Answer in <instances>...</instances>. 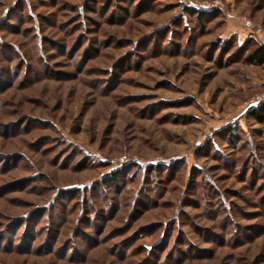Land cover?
<instances>
[{"label": "rangeland", "instance_id": "rangeland-1", "mask_svg": "<svg viewBox=\"0 0 264 264\" xmlns=\"http://www.w3.org/2000/svg\"><path fill=\"white\" fill-rule=\"evenodd\" d=\"M248 40L264 0H0V264H264Z\"/></svg>", "mask_w": 264, "mask_h": 264}, {"label": "trees", "instance_id": "trees-1", "mask_svg": "<svg viewBox=\"0 0 264 264\" xmlns=\"http://www.w3.org/2000/svg\"><path fill=\"white\" fill-rule=\"evenodd\" d=\"M204 11L205 10H201V9L197 10V12L199 13V16H202ZM240 48L248 51L247 56H246V60L249 63L259 64V65L264 64V44H261L259 42L254 43V41L248 40ZM250 114L258 123H260L264 126V103H262V105H260V108H258L256 110H252L250 112ZM233 131H234V129H230L227 132V136H231ZM150 170L154 171L155 168L152 167ZM119 171L120 170H116L111 174L112 180L115 179V177L118 176L119 173H121ZM78 194H80V192H78Z\"/></svg>", "mask_w": 264, "mask_h": 264}, {"label": "built area", "instance_id": "built-area-1", "mask_svg": "<svg viewBox=\"0 0 264 264\" xmlns=\"http://www.w3.org/2000/svg\"><path fill=\"white\" fill-rule=\"evenodd\" d=\"M201 10H205V9L202 8ZM245 26H246V28H247L250 32H253V33H260V32H261L260 30L255 29V27L253 26V24H252L250 21H246V22H245ZM258 103H259V104L264 103V98H263L261 101H259ZM258 103H257V104H258ZM254 106H256V104L251 105L250 108L252 109ZM127 159H128V158L125 157L123 160H121V162H124V161H126Z\"/></svg>", "mask_w": 264, "mask_h": 264}]
</instances>
